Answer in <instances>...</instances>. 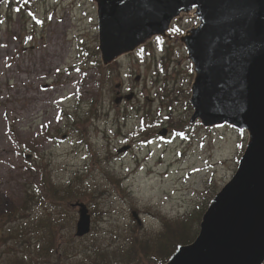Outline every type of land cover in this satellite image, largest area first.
Returning <instances> with one entry per match:
<instances>
[{
  "label": "rangeland",
  "instance_id": "1",
  "mask_svg": "<svg viewBox=\"0 0 264 264\" xmlns=\"http://www.w3.org/2000/svg\"><path fill=\"white\" fill-rule=\"evenodd\" d=\"M194 24L102 67L91 0L0 2V264H163L162 232L197 235L247 133L188 122Z\"/></svg>",
  "mask_w": 264,
  "mask_h": 264
},
{
  "label": "water",
  "instance_id": "2",
  "mask_svg": "<svg viewBox=\"0 0 264 264\" xmlns=\"http://www.w3.org/2000/svg\"><path fill=\"white\" fill-rule=\"evenodd\" d=\"M92 1L104 66L154 36L170 38L173 19L195 15L198 23L178 36L193 71L188 122L247 132L237 168L210 199L197 235L177 245L163 264H262L264 0ZM72 205L78 208L75 235L83 236L90 230V214L85 204ZM131 214L139 223L136 211Z\"/></svg>",
  "mask_w": 264,
  "mask_h": 264
},
{
  "label": "trees",
  "instance_id": "3",
  "mask_svg": "<svg viewBox=\"0 0 264 264\" xmlns=\"http://www.w3.org/2000/svg\"><path fill=\"white\" fill-rule=\"evenodd\" d=\"M180 225L178 224L177 227L168 228L167 233H161L162 239H159L158 244L155 243L157 252L162 253L165 250V247L167 246H173L175 247L178 242H186L185 239H187L188 235H186V230L184 226L180 229ZM174 232H173V231ZM168 234V235H167ZM171 247V250H165V252L162 255H166L165 259L168 258V256L173 252L174 248Z\"/></svg>",
  "mask_w": 264,
  "mask_h": 264
},
{
  "label": "flooded vegetation",
  "instance_id": "4",
  "mask_svg": "<svg viewBox=\"0 0 264 264\" xmlns=\"http://www.w3.org/2000/svg\"><path fill=\"white\" fill-rule=\"evenodd\" d=\"M155 38H157V39H164V38H162V37H160V36H157V37H155ZM155 38H153V39H155ZM164 40H167V39H164ZM145 45L143 44V45H141V46H139L137 49H135L134 51H133V53H135L136 51H138L140 48H142V47H144ZM99 54V53H98ZM127 55V54H126ZM111 64H113V63H111ZM110 64V65H111ZM110 65H108V66H110ZM108 66H106V67H108ZM119 94V93H118Z\"/></svg>",
  "mask_w": 264,
  "mask_h": 264
}]
</instances>
